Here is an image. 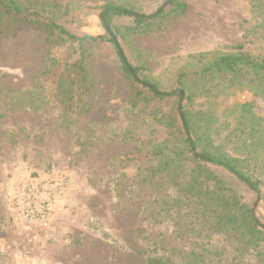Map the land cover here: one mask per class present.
I'll return each instance as SVG.
<instances>
[{
  "label": "rangeland",
  "instance_id": "obj_1",
  "mask_svg": "<svg viewBox=\"0 0 264 264\" xmlns=\"http://www.w3.org/2000/svg\"><path fill=\"white\" fill-rule=\"evenodd\" d=\"M165 1L28 0L31 11L36 2L47 5L36 10L40 19L0 15V264H146L148 258L264 264L262 236L252 241L246 227L242 236H227L206 213L220 194L235 210L252 209L264 225V127L252 133L248 122L252 115L264 119L263 74L197 76L238 45L264 59V0H177L184 13L139 28L129 17L112 19L139 76L180 100H158L133 86L111 43L73 41L44 26L52 11L53 21L77 38L106 40L98 16L103 6L151 14L162 5L168 11ZM81 64L84 90L76 85ZM179 104L206 126L213 148L244 159L259 181L258 196L211 166L194 186L196 164L189 160L181 164L180 186L156 173L161 161L153 153L183 145ZM240 106L251 114L243 116ZM37 175L69 181L46 229L25 223L13 207L17 186Z\"/></svg>",
  "mask_w": 264,
  "mask_h": 264
},
{
  "label": "trees",
  "instance_id": "obj_2",
  "mask_svg": "<svg viewBox=\"0 0 264 264\" xmlns=\"http://www.w3.org/2000/svg\"><path fill=\"white\" fill-rule=\"evenodd\" d=\"M28 0H0V15L6 16L7 18L13 17L15 20L23 21H34L40 19V14L36 10L47 7V5L37 3L36 10L31 11L29 6L25 4ZM165 6L169 9L165 10V7L162 5L156 9L155 12L151 14H144L132 9L107 4L100 9L99 20L102 26V29L108 35V38L104 40L102 36H84L81 39L77 38L71 34L68 30L62 28L59 24L53 21L54 12H50L51 19H48L46 23V30L55 29L62 36H65L67 39L73 41H106L112 44L115 54L120 62L121 70L123 74L130 80L133 86L142 87L148 93H150L154 98L158 100H165L172 97H178L180 100L181 96L177 95L175 91H165L158 88L155 84L150 81H146L139 76V69L132 66L128 59L126 58L121 43L117 35L113 32L111 21L115 16H125L133 20L137 28L149 24L153 21H160L171 15L172 13H184L186 11V5L177 0H166ZM50 7V6H49ZM39 11V10H38ZM22 18H18V17ZM236 50L235 53H228L221 55L208 63L197 76L206 77L213 75H220L225 73H235L238 71L246 70L251 71L256 75L263 74L262 78L264 79V59L254 58L248 55L243 50L242 45L235 46L233 48ZM79 80L76 85H78L82 90L87 89L88 78L82 67V64L79 65ZM180 76V81L182 78ZM140 93L138 92L135 96L132 104L135 105V100L139 98ZM192 95L189 93L187 96V101L191 102ZM88 108L85 109V112ZM240 113L244 116L251 114L250 109L247 106H240ZM177 115L180 120L181 125V141L183 145L164 147L163 149L157 150L153 153L152 157L154 159L160 160L161 163L156 171L158 175L162 178H168L171 180L173 186H180L182 181L180 178V172L183 173L181 169V164L189 160L195 163V168L191 170L192 183L195 185L199 184V175L201 170H205L206 166H211L215 168H220L227 172L229 175L234 177L238 182L243 184L247 189L259 195V181L252 177L249 173V170H245L244 159L240 160L239 158L230 156L222 152L219 148H213L209 141L205 138V133L202 132L203 129H206V126H201L199 123V118L191 114L186 110L182 104L177 106ZM248 122L251 125L252 133L259 132L261 127H264L262 122L264 119L256 118L253 115L248 118ZM180 141V142H181ZM199 169V173L196 172V169ZM180 171V172H179ZM211 195H215L211 191L208 192ZM185 195H188V192H185ZM216 201L219 204H216V209L211 210L208 213V217L215 219V222H212L214 228L222 232L223 234H239L243 235V227H246L252 241L259 240L262 236L264 239V225L260 224L253 214L252 209L245 206H238L235 210L233 208L234 204L229 203V199H226L225 196L216 194ZM225 199L226 203L225 204ZM232 203H236L235 198H233ZM231 204V209L229 208ZM221 207V208H219ZM241 218V219H240ZM104 233V232H103ZM103 235H106L105 233ZM196 262L193 261L192 264ZM146 264H169L167 260L157 259V258H148ZM198 264V263H197Z\"/></svg>",
  "mask_w": 264,
  "mask_h": 264
},
{
  "label": "built area",
  "instance_id": "obj_3",
  "mask_svg": "<svg viewBox=\"0 0 264 264\" xmlns=\"http://www.w3.org/2000/svg\"><path fill=\"white\" fill-rule=\"evenodd\" d=\"M68 187L69 181L64 175H37L17 186L13 207L25 223L46 229L56 202L65 195Z\"/></svg>",
  "mask_w": 264,
  "mask_h": 264
}]
</instances>
